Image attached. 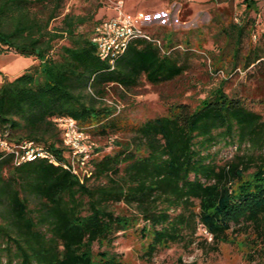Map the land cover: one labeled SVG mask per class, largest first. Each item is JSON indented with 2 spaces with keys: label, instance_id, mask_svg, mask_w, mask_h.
<instances>
[{
  "label": "trees",
  "instance_id": "obj_1",
  "mask_svg": "<svg viewBox=\"0 0 264 264\" xmlns=\"http://www.w3.org/2000/svg\"><path fill=\"white\" fill-rule=\"evenodd\" d=\"M65 1L0 0V51L39 60L0 83V140L11 147L0 143V264H132L114 242L140 222V256L148 261L173 244L215 251L234 241L230 233L249 229L255 244L263 242L264 112L226 92L222 80L195 106L172 103L165 114L129 126L106 99L110 87L179 76L178 46L172 37L161 46L136 38L112 66L92 41L102 20L89 35L79 31L87 19L64 13ZM241 2L246 11L257 7V0ZM254 22L224 28L235 38L233 59ZM62 39L68 44L57 48ZM244 56L245 68L264 63L257 48ZM59 117L75 119L90 139L131 135L117 140L114 152L75 166ZM221 142L237 148L224 162L212 149ZM29 149L36 156L23 160ZM121 203L126 212L116 211ZM200 225L212 235L210 246ZM176 264L197 263L180 256Z\"/></svg>",
  "mask_w": 264,
  "mask_h": 264
},
{
  "label": "rangeland",
  "instance_id": "obj_2",
  "mask_svg": "<svg viewBox=\"0 0 264 264\" xmlns=\"http://www.w3.org/2000/svg\"><path fill=\"white\" fill-rule=\"evenodd\" d=\"M119 9L139 16L143 28L162 44L172 37L178 46L180 62L184 65L182 74L161 83H151L142 76L131 89L110 87L106 99L118 105L122 120L129 126L165 114L172 103L184 102L195 106L210 88L222 80L226 92L241 96L254 110L264 112V63L244 67V55L250 49L257 48L264 55V0H257L256 9L251 11L245 10L241 0H66L63 12L84 16L87 20L79 31L89 35L97 20L115 17ZM249 18L255 21L254 26L243 37L239 56L233 59L235 38L228 40L224 28ZM60 24L61 17L52 22V26ZM186 41H189V46ZM62 44H68V40H60L57 48ZM4 48L0 51V83L15 78L31 65L39 64L34 57H25L14 49ZM219 62L222 67L215 72L213 65ZM130 135L131 131H121L111 136L91 134L92 139L88 137L82 141V151L76 154L72 151V162L76 166L82 157L87 160L114 152L117 149L116 141L126 140ZM212 149L221 162L237 151L236 145H224L223 142ZM115 207L118 212L128 209L122 203ZM142 224L140 222L126 233H121L114 242L115 250L132 264H176L180 256L185 261L197 264L264 263V253L260 250L261 246L264 247V241L255 244L252 229L248 230V234L230 233L234 241L220 243L215 251H205L196 244L188 248L173 244L160 249L151 261L144 260L140 256L143 240L135 230ZM198 233L201 238H207L208 246L213 244L212 235L205 227L200 225ZM249 253L255 256L253 261L248 258Z\"/></svg>",
  "mask_w": 264,
  "mask_h": 264
},
{
  "label": "built area",
  "instance_id": "obj_3",
  "mask_svg": "<svg viewBox=\"0 0 264 264\" xmlns=\"http://www.w3.org/2000/svg\"><path fill=\"white\" fill-rule=\"evenodd\" d=\"M118 15L102 20L95 27V33L92 41L97 46L98 55L100 58L108 60L114 66L115 61L127 50L128 45L133 39L145 38L153 40L161 46V41L154 39L143 28L140 17L134 16L119 9ZM59 127L63 131L65 143L70 146L73 153L76 154L82 151L81 143L89 135L82 130L75 119L71 117H59L56 119ZM1 146L11 149L10 145L3 140H0ZM28 147L31 143H28ZM41 156H47L44 153H39ZM36 156L34 149H29L21 156L23 160L33 159ZM81 163L84 164L86 158L82 157ZM76 171V169H73Z\"/></svg>",
  "mask_w": 264,
  "mask_h": 264
}]
</instances>
